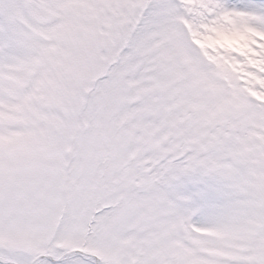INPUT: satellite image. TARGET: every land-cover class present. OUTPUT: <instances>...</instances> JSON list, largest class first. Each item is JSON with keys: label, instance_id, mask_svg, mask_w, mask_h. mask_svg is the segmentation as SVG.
Masks as SVG:
<instances>
[{"label": "snow or ice", "instance_id": "6c2138e0", "mask_svg": "<svg viewBox=\"0 0 264 264\" xmlns=\"http://www.w3.org/2000/svg\"><path fill=\"white\" fill-rule=\"evenodd\" d=\"M0 264H264V0H0Z\"/></svg>", "mask_w": 264, "mask_h": 264}]
</instances>
